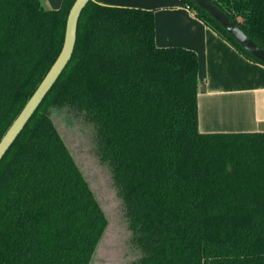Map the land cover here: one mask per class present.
I'll return each mask as SVG.
<instances>
[{"label":"trees","instance_id":"trees-1","mask_svg":"<svg viewBox=\"0 0 264 264\" xmlns=\"http://www.w3.org/2000/svg\"><path fill=\"white\" fill-rule=\"evenodd\" d=\"M74 1L0 0V139L59 55ZM100 1L82 8L70 59L0 159V264H90L108 224L50 107L93 123L140 249L129 264H264V132L201 133L196 53L157 46L152 9ZM211 1L264 48V0Z\"/></svg>","mask_w":264,"mask_h":264},{"label":"crops","instance_id":"crops-1","mask_svg":"<svg viewBox=\"0 0 264 264\" xmlns=\"http://www.w3.org/2000/svg\"><path fill=\"white\" fill-rule=\"evenodd\" d=\"M40 3L45 9H57L62 0ZM100 4L152 9L155 44L196 53L201 133L264 132V65L244 56L180 0H101Z\"/></svg>","mask_w":264,"mask_h":264},{"label":"rangeland","instance_id":"rangeland-1","mask_svg":"<svg viewBox=\"0 0 264 264\" xmlns=\"http://www.w3.org/2000/svg\"><path fill=\"white\" fill-rule=\"evenodd\" d=\"M49 110L108 220L90 264H129L138 258L140 249L110 167L106 159L101 158L93 123L83 112L71 107H50Z\"/></svg>","mask_w":264,"mask_h":264},{"label":"water","instance_id":"water-1","mask_svg":"<svg viewBox=\"0 0 264 264\" xmlns=\"http://www.w3.org/2000/svg\"><path fill=\"white\" fill-rule=\"evenodd\" d=\"M89 0H75L72 4L66 20L65 36L63 45L56 60L41 80L35 91L32 93L24 107L13 120L11 125L6 130L5 134L0 139V159L13 143L17 135L20 133L28 119L31 117L35 109L38 107L43 97L56 81L63 68L71 57L75 38L77 21L80 12L84 5ZM195 5L204 9L209 15L217 20L220 25L225 28L228 33L253 57L264 64V48L251 39L240 26L228 17L218 6L211 0H189Z\"/></svg>","mask_w":264,"mask_h":264}]
</instances>
